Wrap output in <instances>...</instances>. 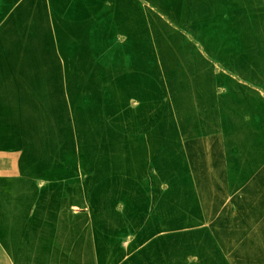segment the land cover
Wrapping results in <instances>:
<instances>
[{"label": "rangeland", "instance_id": "rangeland-1", "mask_svg": "<svg viewBox=\"0 0 264 264\" xmlns=\"http://www.w3.org/2000/svg\"><path fill=\"white\" fill-rule=\"evenodd\" d=\"M5 13L0 164L23 191L63 193L68 239L109 233L171 264L173 234L194 232L180 249L264 264V0ZM179 252L175 264H206Z\"/></svg>", "mask_w": 264, "mask_h": 264}, {"label": "crops", "instance_id": "crops-1", "mask_svg": "<svg viewBox=\"0 0 264 264\" xmlns=\"http://www.w3.org/2000/svg\"><path fill=\"white\" fill-rule=\"evenodd\" d=\"M17 4L19 0H0V19L6 16L5 11L14 10ZM0 23L1 26L3 21ZM7 169V164H0V264H169L164 263L163 250L155 245L151 249L133 250L124 246V239L116 240L109 233L92 230L91 234L78 238L77 230L73 228L70 230L74 236L68 239L63 193L38 190L37 186L32 191H23L15 186V180L8 177V172H3ZM193 233L173 234L172 246L175 247L172 250L177 256H173L171 264L179 262L175 259L179 251L194 253V250L200 253L206 264L208 261L212 264L257 263L255 256L251 258L252 263L245 261L243 255L239 256L238 252L243 251L239 247L218 248L207 242L194 250L180 249L179 245H183L184 239ZM225 252L237 254L228 262L224 260Z\"/></svg>", "mask_w": 264, "mask_h": 264}]
</instances>
